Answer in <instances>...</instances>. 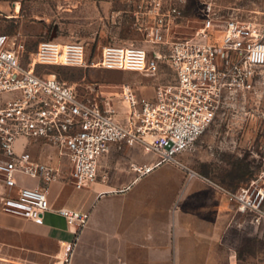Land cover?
Instances as JSON below:
<instances>
[{
    "label": "built area",
    "instance_id": "obj_1",
    "mask_svg": "<svg viewBox=\"0 0 264 264\" xmlns=\"http://www.w3.org/2000/svg\"><path fill=\"white\" fill-rule=\"evenodd\" d=\"M199 1L200 25L191 36L177 37L174 30L185 19L183 0H122L120 14L144 36V44H107L90 64L83 42L44 39L24 65L13 37L0 33V94L8 97L0 108V181L6 189L0 193L2 211L41 223L51 209L49 185L67 171L74 187H88L112 144L118 149L137 145L153 155L149 164L132 165L139 175L162 163L197 175L179 156L237 92L252 87L255 70L264 68V30L221 12L212 0ZM163 64L172 79L155 85L150 97H139L128 83L121 85L123 110L96 88L88 87L82 96L55 75L34 72L36 65L91 66L155 76ZM36 143L50 147L55 158L36 159L28 149ZM18 175L37 179V186L19 185ZM216 186L238 211L264 226V185L253 181L238 193ZM55 212L76 231L89 218L88 211L61 207ZM70 249L68 245L53 264L66 263Z\"/></svg>",
    "mask_w": 264,
    "mask_h": 264
},
{
    "label": "crops",
    "instance_id": "obj_2",
    "mask_svg": "<svg viewBox=\"0 0 264 264\" xmlns=\"http://www.w3.org/2000/svg\"><path fill=\"white\" fill-rule=\"evenodd\" d=\"M121 1L0 0V15L14 19L22 33L45 34L53 24L57 32L52 39L83 41L84 35L99 38L113 32ZM28 149L36 159L55 158L46 145ZM153 158L140 146L118 149L112 144L88 187H74L63 172L49 185L51 209L41 223L6 213L0 204V264H53L68 245L70 257L63 264H235L223 235L230 207L222 190L172 163L144 175L132 168ZM17 181L38 184L21 175ZM61 207L88 211L87 223L76 231L55 212Z\"/></svg>",
    "mask_w": 264,
    "mask_h": 264
},
{
    "label": "rangeland",
    "instance_id": "obj_3",
    "mask_svg": "<svg viewBox=\"0 0 264 264\" xmlns=\"http://www.w3.org/2000/svg\"><path fill=\"white\" fill-rule=\"evenodd\" d=\"M212 1L221 12L256 23L264 30V3L257 0ZM119 5L123 8L121 2ZM180 6L185 19L175 28L174 35L189 37L200 25L201 4L199 0H183ZM56 32L57 28L51 24L45 34L22 33L16 29L14 19L0 15V33L13 37L24 65L30 61L38 42L52 39V34ZM84 36L87 37L85 40H77L84 43L89 64L99 59L102 47L107 44H144V36L131 27L130 19L123 14L117 15L116 28L110 35L99 38ZM34 72L39 76L53 74L82 96L87 94L88 87L96 88L110 98L118 110L125 108L119 95L122 84H130L139 97L147 98L153 94L155 85L172 79V71L165 64L161 65L155 76L91 66L36 65ZM7 98V95L0 94V108ZM179 159L188 169L232 193H238L253 181L264 185V68L255 70L252 87L237 92L228 106ZM229 207V222L223 235L228 240V252L233 255L232 260L237 264H264V226L255 224L250 215L238 211L236 203L229 201Z\"/></svg>",
    "mask_w": 264,
    "mask_h": 264
}]
</instances>
